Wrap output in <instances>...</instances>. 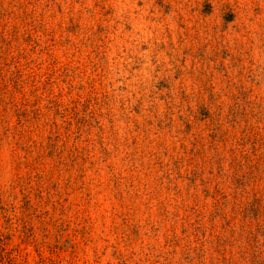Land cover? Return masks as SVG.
I'll use <instances>...</instances> for the list:
<instances>
[{
	"label": "rangeland",
	"instance_id": "obj_1",
	"mask_svg": "<svg viewBox=\"0 0 264 264\" xmlns=\"http://www.w3.org/2000/svg\"><path fill=\"white\" fill-rule=\"evenodd\" d=\"M0 264H264V0H0Z\"/></svg>",
	"mask_w": 264,
	"mask_h": 264
}]
</instances>
